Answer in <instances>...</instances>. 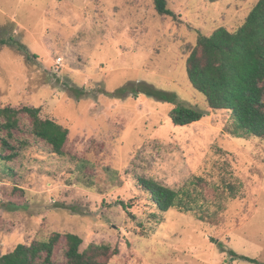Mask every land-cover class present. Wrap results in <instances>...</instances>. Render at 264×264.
<instances>
[{
  "label": "rangeland",
  "instance_id": "374dc122",
  "mask_svg": "<svg viewBox=\"0 0 264 264\" xmlns=\"http://www.w3.org/2000/svg\"><path fill=\"white\" fill-rule=\"evenodd\" d=\"M166 1L175 16L155 0H0V38L35 54L0 42V106L40 107L69 129L57 154L22 115L14 134L29 145L0 163V256L70 232L81 251L109 247L108 264H264V139L235 136L231 111L211 109L186 70L200 35L237 29L259 0ZM141 82L208 112L177 126L174 103L133 92ZM140 176L173 188L203 177L207 202L160 212Z\"/></svg>",
  "mask_w": 264,
  "mask_h": 264
},
{
  "label": "trees",
  "instance_id": "16d2710c",
  "mask_svg": "<svg viewBox=\"0 0 264 264\" xmlns=\"http://www.w3.org/2000/svg\"><path fill=\"white\" fill-rule=\"evenodd\" d=\"M155 5L159 13L176 15L167 6L166 0H155ZM0 42L15 46L28 59L35 56L12 33L1 37ZM186 64L190 82L204 95L208 106L231 111V132L235 136L264 139V0L256 3L237 29L232 31L222 26L210 35H200ZM139 86V89L133 90L134 93L143 92L174 103L170 118L177 126L199 121L208 112L180 102L174 92L158 89L146 82H141ZM22 115L31 119L32 133L48 143L54 153L62 154L68 139L69 129L54 119L43 117L40 107L0 106V163L5 170L11 169L8 162L15 160L21 150L29 145L27 140L14 134L15 130L21 128ZM13 139L16 143L11 141ZM138 182L150 194L152 203L160 212L171 208L185 212L195 211L197 207L203 209V203L207 202L205 187H210L203 177H194L179 188L143 176L138 177ZM225 191L234 196L238 188L229 184ZM62 239H65L67 246L66 264H108L100 257L108 253L109 247L91 244L81 251L82 237L70 232H54L46 240L20 243L11 252L0 256V264H56L55 249ZM218 245L223 247V242L218 241ZM232 253L235 257L259 262L257 258Z\"/></svg>",
  "mask_w": 264,
  "mask_h": 264
},
{
  "label": "built area",
  "instance_id": "2783aa9c",
  "mask_svg": "<svg viewBox=\"0 0 264 264\" xmlns=\"http://www.w3.org/2000/svg\"><path fill=\"white\" fill-rule=\"evenodd\" d=\"M61 59L59 58L58 63H60Z\"/></svg>",
  "mask_w": 264,
  "mask_h": 264
}]
</instances>
